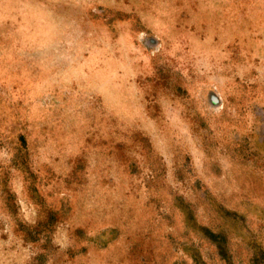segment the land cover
<instances>
[{"label": "rangeland", "instance_id": "rangeland-1", "mask_svg": "<svg viewBox=\"0 0 264 264\" xmlns=\"http://www.w3.org/2000/svg\"><path fill=\"white\" fill-rule=\"evenodd\" d=\"M0 264H264V0H0Z\"/></svg>", "mask_w": 264, "mask_h": 264}]
</instances>
